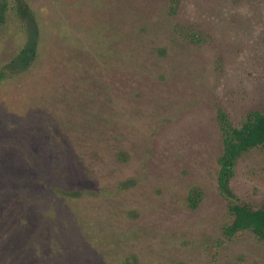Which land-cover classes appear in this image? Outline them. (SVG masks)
Instances as JSON below:
<instances>
[{
	"label": "rangeland",
	"instance_id": "rangeland-1",
	"mask_svg": "<svg viewBox=\"0 0 264 264\" xmlns=\"http://www.w3.org/2000/svg\"><path fill=\"white\" fill-rule=\"evenodd\" d=\"M3 1L0 264H264L219 185V114L264 113V0ZM234 172L263 207L264 150Z\"/></svg>",
	"mask_w": 264,
	"mask_h": 264
},
{
	"label": "trees",
	"instance_id": "trees-1",
	"mask_svg": "<svg viewBox=\"0 0 264 264\" xmlns=\"http://www.w3.org/2000/svg\"><path fill=\"white\" fill-rule=\"evenodd\" d=\"M3 4L4 1L0 0V18L4 17L5 6ZM18 11L20 17L29 25L30 35H37L38 22L29 5L20 1ZM32 50L33 47L30 46V51H25L23 55L16 58L8 65L9 68L13 72L27 68L29 59L32 58ZM219 119L224 139V154L220 159L222 168L219 185L222 195L230 204L229 209L234 217L233 223L226 230L227 234L234 237L239 233L250 231L258 239L264 241V206L256 208L242 203L231 187L238 160L252 150H264V113H253L241 127L233 126L224 113L219 114ZM199 199V193L193 192L191 195L193 207L197 206Z\"/></svg>",
	"mask_w": 264,
	"mask_h": 264
}]
</instances>
